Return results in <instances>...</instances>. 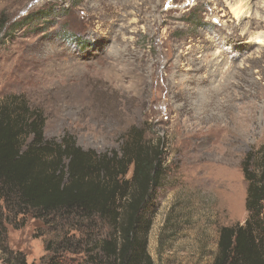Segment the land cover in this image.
<instances>
[{
  "label": "rangeland",
  "instance_id": "1",
  "mask_svg": "<svg viewBox=\"0 0 264 264\" xmlns=\"http://www.w3.org/2000/svg\"><path fill=\"white\" fill-rule=\"evenodd\" d=\"M0 20V104L21 97L46 140L85 151L120 150L133 126L163 139L148 252L213 264L221 228L248 219L243 161L264 149V0H0ZM4 214L0 264L85 263L57 251L77 232Z\"/></svg>",
  "mask_w": 264,
  "mask_h": 264
},
{
  "label": "trees",
  "instance_id": "2",
  "mask_svg": "<svg viewBox=\"0 0 264 264\" xmlns=\"http://www.w3.org/2000/svg\"><path fill=\"white\" fill-rule=\"evenodd\" d=\"M6 24L0 20V33ZM45 123L21 97L0 104V237L9 210L77 232L75 245L65 232L57 251L83 253L84 264H154L148 240L166 178L163 139L133 126L120 150L102 154L83 150L71 134L46 140ZM242 170L248 219L221 228L213 264H264V149L248 153ZM15 258L26 264L22 254Z\"/></svg>",
  "mask_w": 264,
  "mask_h": 264
},
{
  "label": "clouds",
  "instance_id": "3",
  "mask_svg": "<svg viewBox=\"0 0 264 264\" xmlns=\"http://www.w3.org/2000/svg\"><path fill=\"white\" fill-rule=\"evenodd\" d=\"M257 38L261 40V42H264V33H258Z\"/></svg>",
  "mask_w": 264,
  "mask_h": 264
}]
</instances>
